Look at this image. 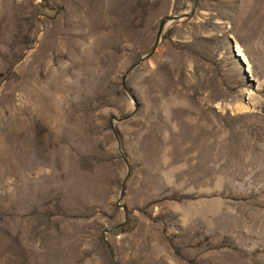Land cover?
<instances>
[{
    "label": "rangeland",
    "instance_id": "1",
    "mask_svg": "<svg viewBox=\"0 0 264 264\" xmlns=\"http://www.w3.org/2000/svg\"><path fill=\"white\" fill-rule=\"evenodd\" d=\"M0 264H264V0H0Z\"/></svg>",
    "mask_w": 264,
    "mask_h": 264
}]
</instances>
